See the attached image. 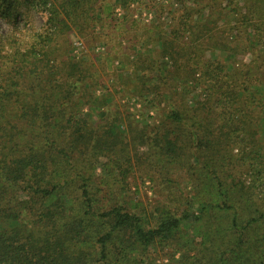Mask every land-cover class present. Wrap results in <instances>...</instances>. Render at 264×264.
Wrapping results in <instances>:
<instances>
[{
  "label": "trees",
  "instance_id": "1",
  "mask_svg": "<svg viewBox=\"0 0 264 264\" xmlns=\"http://www.w3.org/2000/svg\"><path fill=\"white\" fill-rule=\"evenodd\" d=\"M258 1L264 3H253ZM96 3L0 0V11L12 24L23 14L21 5L45 12L47 25L24 48L15 36L6 40L0 35V264H140L150 246L173 238L185 217L163 210L151 223L124 198L134 163L128 140L135 135L146 148L138 160L152 155L157 162L194 163L193 153L182 155L191 146L203 149L206 158V170L196 173L202 192L197 219L220 213L221 220L210 228L218 241L201 242L175 264H264V145L243 133L249 120L237 105L240 97L249 100L247 92H264V25L253 27L248 40L254 56L241 70L249 75L243 89L242 82L237 88L215 80L216 72L232 62L210 61L207 71L199 70L198 79L213 88L209 104L198 109L206 117L196 119L175 106L152 128L134 123V114L128 113L127 128H122L118 111L106 110L98 124L83 113L100 102L95 94L100 82L82 59L55 63L59 48L53 41L81 16L89 25ZM167 44L162 42L163 54ZM253 74L258 85L251 83ZM162 76H140V95L156 92L155 80ZM214 91L220 93L216 98ZM217 104L225 112L210 118ZM260 127L264 132V121ZM100 166L103 176L96 173ZM244 169L251 176L248 182L241 178Z\"/></svg>",
  "mask_w": 264,
  "mask_h": 264
},
{
  "label": "rangeland",
  "instance_id": "2",
  "mask_svg": "<svg viewBox=\"0 0 264 264\" xmlns=\"http://www.w3.org/2000/svg\"><path fill=\"white\" fill-rule=\"evenodd\" d=\"M253 2L97 0L89 25L84 23L81 16L75 21L78 25L68 23L69 27L63 28L61 35L53 41L59 48L56 49L55 63H61L66 58L82 59L83 66L90 68V73L98 78L100 86L95 88V94L100 102L94 104L95 110L88 107L83 109V113L90 114L96 124L106 110L121 114L122 128H127L128 113L134 114V123L152 128L165 118L166 112L172 108L176 110L175 106L196 119L206 117L208 113L198 112L199 108L209 104V91H213L211 82L198 79L199 70H206V63L211 61L214 65H226L232 62L229 69L216 72L218 84L229 81L231 86L237 88L241 82L240 88L249 84V75L241 71L247 69L246 64L254 56L248 40L252 39L251 34L256 26L264 25V11L260 12L264 3ZM29 8L18 7L23 14H17L14 24L10 17L0 11V35L6 40L15 36L23 48L28 46L34 35L47 29L45 12L36 7ZM184 28L189 31H184ZM162 42L168 43V53L163 54ZM8 46H5L7 50ZM228 72L240 73L229 79L226 76ZM161 73L164 75L162 81L155 80L158 85L156 92L148 93L146 98L140 95V76H157ZM251 76V83L258 85L260 82L256 80V75ZM249 86L250 89L254 87ZM219 95L214 91L215 98ZM244 95L249 100L240 97L237 104L244 113L247 112L246 118L249 120L243 133L253 135L259 141L258 145H264V132L260 127L264 121V92H247ZM221 105L213 107L210 118H215L216 113L225 112L224 105ZM218 125L212 124L214 128ZM137 136L128 140V151L134 163L124 182V185H128L125 200L151 223L163 210L186 218L173 238L156 242L148 248L145 262L140 263V256L137 260L140 264H175L186 253H193L201 242L218 241V235L211 234L210 228L215 221L221 220L218 218L220 213H209L206 221L205 218L200 222L197 219L200 217L202 192L196 186L199 183L196 173L206 170V158L202 154L203 149L191 146L184 149L182 155L193 153L198 157V160L193 158L194 163L184 159L157 162L152 155L138 160L141 151H146V148L137 141ZM237 148L234 147V153ZM213 166L217 165L213 163ZM96 173L103 176V168L98 167ZM241 178L247 182L251 178L247 169L243 170ZM206 228L208 231L205 232Z\"/></svg>",
  "mask_w": 264,
  "mask_h": 264
}]
</instances>
